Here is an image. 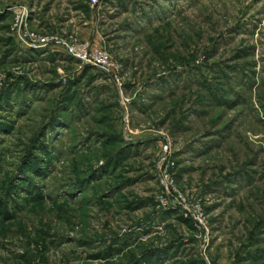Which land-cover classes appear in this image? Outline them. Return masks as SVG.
I'll use <instances>...</instances> for the list:
<instances>
[{"label":"rangeland","instance_id":"1","mask_svg":"<svg viewBox=\"0 0 264 264\" xmlns=\"http://www.w3.org/2000/svg\"><path fill=\"white\" fill-rule=\"evenodd\" d=\"M91 2L0 0V264H264V0Z\"/></svg>","mask_w":264,"mask_h":264},{"label":"built area","instance_id":"2","mask_svg":"<svg viewBox=\"0 0 264 264\" xmlns=\"http://www.w3.org/2000/svg\"><path fill=\"white\" fill-rule=\"evenodd\" d=\"M91 3L97 5L99 0H92ZM14 7L15 14L11 30L22 48L26 50H62L79 62L80 69L86 66L94 67L106 75L118 89H121L123 85L120 76V66L105 49L93 48L91 43L86 40L80 41L63 35L36 33L29 30L26 24L29 13L28 8L23 4ZM62 81H65V78ZM176 196L178 203L184 200L180 193H177ZM165 203L167 202L165 201ZM196 219V221H201L200 217Z\"/></svg>","mask_w":264,"mask_h":264},{"label":"trees","instance_id":"3","mask_svg":"<svg viewBox=\"0 0 264 264\" xmlns=\"http://www.w3.org/2000/svg\"><path fill=\"white\" fill-rule=\"evenodd\" d=\"M87 67V66H86ZM85 68V67H84ZM6 205L2 203V200L0 199V218L2 219H10L12 217L11 213L6 209ZM179 219L181 222H184L188 224L192 228V225L189 224L186 218L182 217V215L179 216Z\"/></svg>","mask_w":264,"mask_h":264},{"label":"crops","instance_id":"4","mask_svg":"<svg viewBox=\"0 0 264 264\" xmlns=\"http://www.w3.org/2000/svg\"><path fill=\"white\" fill-rule=\"evenodd\" d=\"M90 10H95L94 8H89ZM96 11V10H95ZM93 26V28H94V25H92ZM94 31H95V29H93ZM97 39V37L96 36H94V39H93V41L91 40L90 42H92V45H93V47H96L97 48V46H99V44H97V42L95 41ZM111 81V80H110ZM112 82V81H111ZM113 83V82H112ZM114 84V83H113Z\"/></svg>","mask_w":264,"mask_h":264}]
</instances>
